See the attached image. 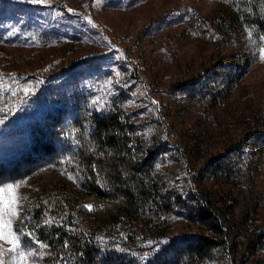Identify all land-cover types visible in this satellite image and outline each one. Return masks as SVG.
Instances as JSON below:
<instances>
[{"label": "rangeland", "instance_id": "374dc122", "mask_svg": "<svg viewBox=\"0 0 264 264\" xmlns=\"http://www.w3.org/2000/svg\"><path fill=\"white\" fill-rule=\"evenodd\" d=\"M227 6L218 0H0V53L11 57L19 71L34 73L15 85L8 78L3 87L14 90L12 98L15 91L20 95L10 116L0 113V264H47L48 248L39 240L31 215L33 190L39 184L54 187L73 180L65 169L67 149L52 146L49 158L41 159L43 146L36 140L44 143L46 138H33L28 130L47 106L52 110L57 105L50 106L45 95L52 99L51 93H60L66 100L73 91L101 104L126 90V109L141 137L161 148L157 167L171 175L180 173L169 151L178 145H190L202 158L215 160L211 169L228 138L239 135L245 122L264 131V37L258 47L243 30L218 43L204 37L200 27ZM242 59L245 68L237 85L228 81L211 112L194 104L188 93L172 94L176 85L215 64H221L216 73L235 77L232 70ZM165 141L171 148H164ZM28 152L36 153L29 169ZM251 155L237 177L242 190L238 212L249 209L253 218L254 199L260 197L254 217L262 225L264 153ZM18 166L19 173L9 176ZM212 180L207 174L205 185L214 188ZM193 227L177 216L169 239ZM259 257L264 258V251ZM212 264L226 263L215 259Z\"/></svg>", "mask_w": 264, "mask_h": 264}, {"label": "trees", "instance_id": "16d2710c", "mask_svg": "<svg viewBox=\"0 0 264 264\" xmlns=\"http://www.w3.org/2000/svg\"><path fill=\"white\" fill-rule=\"evenodd\" d=\"M218 1L228 9L212 21H202L203 36L221 43L224 37L244 30L259 47L264 37V0ZM10 58L0 53V113L4 116L12 114L20 95L15 91L12 98L14 90L3 91L8 78L15 85L34 76L19 71ZM244 62L239 60L233 68L235 77L216 73L220 63L204 67L176 85L172 94L188 93L194 104L209 113L228 81L237 85ZM66 94V100L60 93H51L52 99L45 95L50 106V102L57 105L52 110L47 106L39 123H30L28 129L33 138H46L44 143L36 140L43 146L41 159L49 158L52 146L67 149L65 169L73 175L72 181L54 187L39 184L33 190L31 215L38 224L39 240L48 248L47 264H212L215 259L226 264H264L259 257L264 251V222L258 225L254 217L260 197L254 199L253 218L249 209L238 212L242 190L237 180L251 154L264 153L261 127L245 122L239 135L228 138L211 169L215 160L202 158L190 145L172 148L169 151L174 152L180 173L171 175L157 167L161 148L141 137L126 109V90L101 104L73 91ZM32 154L36 153L28 152L25 158L28 169L34 166ZM228 155L233 156L224 163ZM12 172L8 171L9 176L19 173V166ZM207 174L213 177L214 188L205 185ZM181 177L183 182L176 183ZM177 216H183L194 231L169 239Z\"/></svg>", "mask_w": 264, "mask_h": 264}]
</instances>
